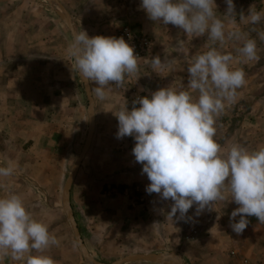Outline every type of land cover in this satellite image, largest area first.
Masks as SVG:
<instances>
[{
	"label": "rangeland",
	"instance_id": "rangeland-1",
	"mask_svg": "<svg viewBox=\"0 0 264 264\" xmlns=\"http://www.w3.org/2000/svg\"><path fill=\"white\" fill-rule=\"evenodd\" d=\"M57 1L65 6V0ZM233 2L237 13L235 23L224 16L227 10L226 0L220 2L222 13L216 14L224 20L227 29L239 28L247 34V38L256 40L260 59L246 64L241 63L237 49L243 46V41L230 40L221 47L218 42L213 45L207 39V34L195 37L186 57L192 58L193 55L202 53L200 49L202 45L205 46L204 52L209 47L215 46L222 53L233 55L235 58L233 68L244 69L247 83L237 89L235 100L238 102H234L230 110L218 118L216 127L219 133L216 132L215 135L219 139L224 131H227L229 136L234 134L243 143L244 138L249 136L257 137L261 132L262 136L264 135V130H259L262 123L264 128V40L258 35L259 32H264V19L256 25L243 24L239 21V13L243 11L247 15L249 7L253 4L256 5L257 11L264 9V0H233ZM116 3L118 10H121L119 4L122 3L124 7L127 0L126 2L108 0L110 13H114ZM216 5L218 9V0ZM57 12H61L58 6L48 0H0V73L3 74V78L12 71H18L19 74L16 89L7 96L3 92L4 97L0 98L3 122L14 121L12 129L14 135L7 134L6 129L0 135V155H4V160L0 161V164L6 167L8 162L12 161L17 165L13 178L8 181L14 188L17 186L12 193L19 194L26 209L35 219L46 223L49 232L60 241L58 246L53 245L47 250L64 251L67 262L72 259V264L76 257L82 264H91L85 260L78 247L73 228L62 204L64 186L87 140L88 101L70 51L74 38ZM66 12L75 33L86 30L79 26L77 16L67 10ZM119 21L120 17L116 16L114 21L111 16L105 17V21L102 22H107L111 27L108 29L112 30L116 38H119V31L128 26L140 31L150 40L149 52L138 62L157 55L161 60L171 58L173 55L171 50L156 47L155 40L159 36L157 32L152 35L137 25L125 20L122 23ZM253 28L255 31H252ZM93 32L88 34L93 35ZM176 36L178 34L174 37ZM196 43H199L198 47H195ZM172 69H175L173 64L168 67L166 74L168 77L172 75ZM45 78L47 81H43ZM70 80L77 82L83 97L84 114L81 129L78 128V124H74V130L81 131V137L78 136V139L70 144L64 139H60L59 144L57 139L54 146H48L46 144L48 140L44 139L42 134L45 133V129L46 133L52 131L53 128L49 127L51 122L48 120L50 114L57 111L58 105L53 106L51 112V107H46L53 94L51 98L47 94V103L44 105L43 87L46 86L48 91L51 86L55 89V94H61L62 85L66 84L67 92L74 96L76 95L74 86L67 87L74 85V81L69 83ZM5 82L7 81L3 80L2 84ZM171 83L172 81L169 85ZM88 85L90 87L89 82ZM122 90L126 94L128 105L124 103L130 106L131 110L132 100L136 94L150 96L146 89L140 90L135 86L131 90L127 87ZM34 104L35 109L32 107ZM47 108V113H43ZM247 122H253L254 125H247ZM234 127H236L235 131H233ZM54 132L57 134L56 128ZM89 149L71 185L70 206L81 240L92 259L102 264H112L129 255L158 254L178 256L183 264H212L210 258L206 257L208 254L204 253L202 247L204 243L188 240L193 225L178 223L177 217L171 219L168 214L170 209L157 208L158 202L154 199L146 202L144 193L103 185L94 179L95 174L91 173L86 164V158L90 154ZM25 186H29V189ZM204 257L207 258L205 261ZM177 261L168 262L174 264Z\"/></svg>",
	"mask_w": 264,
	"mask_h": 264
},
{
	"label": "clouds",
	"instance_id": "clouds-1",
	"mask_svg": "<svg viewBox=\"0 0 264 264\" xmlns=\"http://www.w3.org/2000/svg\"><path fill=\"white\" fill-rule=\"evenodd\" d=\"M226 4L224 16L235 23L236 6L233 0H226ZM140 7L150 20L177 26L187 38L207 34L213 45L218 42L221 47L230 40L243 41L237 49L241 63L260 59L256 40L247 38L239 28L227 29L217 16L216 0H142ZM262 19L264 9L257 11L255 4L247 15L239 13L243 24L256 25ZM258 35L264 40V32ZM70 51L80 76L97 85L92 91L101 100L107 98L111 84L123 87L126 77L139 71L140 58L122 36L89 37L83 30L74 34ZM234 59L231 53L209 47L188 60L185 90L160 88L150 96L137 97L131 111L124 105L114 114L118 118L117 138L131 136L136 141L133 155L150 181L146 191L174 202L168 213L171 219L177 213L178 219H185L193 205L199 216L217 201L226 200L229 193L231 201L239 205L231 213L230 227L240 235L249 224L248 217L264 223V146L250 151L232 144L225 156L215 139L218 118L226 105L235 102L237 89L247 83L244 69L232 67ZM174 63L175 58L161 60L159 55L150 60L157 74ZM16 169L9 161L0 167V177H11ZM59 243L48 225L26 209L19 194L0 197V257L10 255L25 264H56L44 253Z\"/></svg>",
	"mask_w": 264,
	"mask_h": 264
},
{
	"label": "crops",
	"instance_id": "crops-1",
	"mask_svg": "<svg viewBox=\"0 0 264 264\" xmlns=\"http://www.w3.org/2000/svg\"><path fill=\"white\" fill-rule=\"evenodd\" d=\"M65 1V6L63 5L64 8L70 14L78 17V23L81 28H85L87 33H92L95 30L93 35L88 34L89 37L97 35L114 37V33L111 32L112 30L108 29L111 27L108 26L107 22L102 21H105V17L111 16H113V20L115 21L117 16L120 17L119 22L121 23L125 20L128 23L137 25L139 28L145 29L146 32L152 35H155L157 32L159 36L158 39L155 40L156 47L172 51L171 54L173 55L170 59L175 58V63L173 64L175 69H172V75L170 77L166 75L168 68L160 74L153 72L150 66V57L148 60L145 59L142 62H138L139 71L131 77H126L123 87H117L115 84H111V91L108 93L106 99L101 100L96 96L92 89L97 85L94 82H89L94 100L95 127L89 149L90 154H88L86 158L87 166L91 173L95 174V176L92 175L93 178L98 180L100 184L144 193L146 194V202L154 199L155 202H158L157 208L171 210V205L174 203L172 200H163L159 194H149L146 191L150 181L147 174H144L142 171L143 165L138 163L133 155V148L135 147L136 141L134 137L131 136L117 138L118 118L114 113H117L121 106L128 105L125 99L126 94L122 90L124 87L130 90L134 86L140 90L146 89L149 94L160 88L169 86H173L177 90H185L189 82L187 62L191 59V57H186V55L188 54L187 51L190 46L193 45L195 37L187 38L183 31L177 26L171 24L164 25L162 22L150 20L146 11L140 7L142 0H127V4H124V7L122 3L119 4L121 10H118L116 3L114 13L109 12L110 6L107 4L108 0ZM121 1L126 2V0ZM220 2L221 0H218L219 8L217 9V14L222 13ZM70 7H72L71 10ZM176 34H178V36L174 37ZM195 45V47H198L199 43ZM204 48L205 46L203 47V45L200 47L202 53L204 52ZM18 79V71L10 72L5 78H3V74L0 73V98H2V96L4 97V93L7 96L16 89ZM3 80L7 82L2 84ZM43 81H47V78ZM72 81L74 80H70L69 83ZM170 81H172V83L169 85ZM73 86L76 91V95L74 96L67 92L65 88L66 84L62 85V90H60V92H62L61 94H55V89L51 86L48 91L46 86L43 87L44 105L47 103V94L50 98L53 94V98L50 99V103L46 106L51 107L50 112L52 108H54L53 106L58 105L56 108L57 111L51 113L48 120L51 123H58L56 125L50 123L49 127L53 128L52 131L46 133L45 129V133L42 134L43 138L48 140V143H46L48 146H54L55 143H57V139L59 144L61 143L60 139H64L70 144L72 141H76L78 136L81 137V131H75L74 124H78V128L81 129L84 114L83 97L81 90L77 87L76 81H74V85H69L67 87L73 88ZM193 95L194 97H198V93H193ZM1 102L2 101H0V103ZM124 102H126V104ZM235 102H238V100H235ZM232 104L233 103L226 105L224 113L230 110ZM32 107L35 109V104ZM127 107L129 110L130 106ZM47 110L48 108L45 109L43 113H47ZM1 112L2 106L0 105V135L3 130L6 129L5 132L13 136L12 129L14 121L3 122V114ZM4 119L7 120V118ZM246 124L254 125L253 122H247ZM262 124H260V131L264 130ZM55 128L57 129V134L54 132ZM235 130L236 127H234L233 131ZM224 132L225 133H223L219 139L215 137L217 142L224 149L222 155H227V151L232 144H240L247 147L250 151L264 146V135L262 136V132L258 133L257 137L249 136L246 139L244 138L243 143H241L234 134L229 136L227 131ZM217 133H219L218 128ZM11 159L13 158L11 157ZM3 160L4 155H0V161ZM0 167L4 166L0 164ZM12 178L13 176L7 178L0 177V197L12 193L15 188L17 189V186L14 188L11 183H8L9 179L11 180ZM25 187L29 189V186ZM150 195L153 197H150ZM226 195V200L217 201L213 207L206 208L199 216L195 215L196 205H193V207L189 209L185 219H178L179 213H177L176 221L178 223L182 222L187 225L196 226V228L192 226L188 240L202 241L204 243L202 244L205 250L204 253L208 254L206 257L210 258L209 260L212 264H242V261L245 259H247V264H264V223H259L255 216L248 217L249 224L247 228L242 234L237 235L230 227V216L232 211L239 207V205L231 201V195L229 193H226ZM239 219V216L236 217V222H238ZM32 254L35 255L36 253L33 252ZM44 254L51 256L56 264H72L73 261L70 259V262H67L64 251L60 249L46 250ZM206 259L205 257L203 258L204 261ZM0 264H25V261H15L9 255L0 257ZM74 264L82 263L79 259L77 261L76 257L74 258Z\"/></svg>",
	"mask_w": 264,
	"mask_h": 264
},
{
	"label": "water",
	"instance_id": "water-1",
	"mask_svg": "<svg viewBox=\"0 0 264 264\" xmlns=\"http://www.w3.org/2000/svg\"><path fill=\"white\" fill-rule=\"evenodd\" d=\"M48 2H54L58 8L60 9L61 12H57V14L60 16V18L64 21V23L66 24L67 28L69 29V31L71 32L73 38H74V34L75 32L72 29V25L69 19V16L66 12V10L63 8V6L57 1V0H48ZM79 73V72H78ZM80 80L84 85L85 88V92L87 94V101H88V110H87V118H88V136H87V140L82 148V152L79 155V157L77 158V161L75 162L73 169L66 181V184L64 186L63 189V195H62V204L63 207L66 211V216L68 221L70 222L72 228H73V233L74 236L76 238L78 247L83 255V257L85 258V260H87L89 263L91 264H102L99 263L97 261H95L94 259H92L90 257V255L88 254L82 240L79 234V231L77 229L76 223L74 221V217H73V213L71 210V206H70V188L71 185L73 183V180L77 174V171L80 168V165L86 155V153L88 152V149L91 145L92 142V138H93V133H94V126H95V120H94V101L92 98V93L90 90V87L88 85V82L85 81L79 74ZM174 260H179L176 263L174 262V264H183L182 260L178 257V256H174V255H158V254H152V255H144V254H137V255H129L121 260H118L112 264H127V263H132V262H147V263H152V264H170V262L168 261H174Z\"/></svg>",
	"mask_w": 264,
	"mask_h": 264
},
{
	"label": "built area",
	"instance_id": "built-area-1",
	"mask_svg": "<svg viewBox=\"0 0 264 264\" xmlns=\"http://www.w3.org/2000/svg\"><path fill=\"white\" fill-rule=\"evenodd\" d=\"M119 37H124L126 42H128L131 46L134 47V54L137 55L140 59L146 56V54L150 50V40L143 35L140 31L131 29L130 27L126 26L122 28L119 31ZM131 36V38H129ZM137 97H144L140 94H136L133 97L132 100V106L133 101L137 99ZM136 107H139V105H135ZM242 264H247L246 260L242 261Z\"/></svg>",
	"mask_w": 264,
	"mask_h": 264
}]
</instances>
